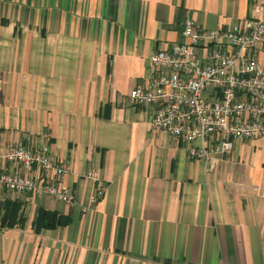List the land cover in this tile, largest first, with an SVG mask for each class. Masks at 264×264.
<instances>
[{
  "label": "crops",
  "instance_id": "obj_1",
  "mask_svg": "<svg viewBox=\"0 0 264 264\" xmlns=\"http://www.w3.org/2000/svg\"><path fill=\"white\" fill-rule=\"evenodd\" d=\"M249 16L250 0H0L1 148L47 140L69 164L57 185L77 201L0 190V215L21 205L0 221V264H264V137L211 163L128 103L187 18L222 30ZM256 50L264 66V37ZM40 210L62 222L44 227Z\"/></svg>",
  "mask_w": 264,
  "mask_h": 264
},
{
  "label": "built area",
  "instance_id": "obj_2",
  "mask_svg": "<svg viewBox=\"0 0 264 264\" xmlns=\"http://www.w3.org/2000/svg\"><path fill=\"white\" fill-rule=\"evenodd\" d=\"M250 2L253 16L228 29L195 28L187 18L183 39L149 54L154 73L128 95L130 105L149 108L152 129L191 143L192 158L212 163L216 155L230 152L234 140L264 137V66L256 55L264 37V0ZM1 162L35 167L38 173L24 176L0 170V190L46 194L69 206L76 204L72 191L57 185L69 164L51 152L47 140L36 147L0 145ZM87 176L92 181L99 178L95 170ZM104 189L99 185L94 190L90 205L99 201Z\"/></svg>",
  "mask_w": 264,
  "mask_h": 264
},
{
  "label": "trees",
  "instance_id": "obj_3",
  "mask_svg": "<svg viewBox=\"0 0 264 264\" xmlns=\"http://www.w3.org/2000/svg\"><path fill=\"white\" fill-rule=\"evenodd\" d=\"M1 21L4 22V20ZM3 208H4L3 213L0 215V221L2 224L4 223L10 224L11 222H13L15 217H17L18 214L17 212L19 208H21V205L15 201H5L3 204ZM21 214L19 213V215ZM38 216L39 217H37V223H41L44 227L52 226L54 224H58L62 222V219H60L59 217L57 218L56 214L51 211L46 212L44 210H40Z\"/></svg>",
  "mask_w": 264,
  "mask_h": 264
}]
</instances>
